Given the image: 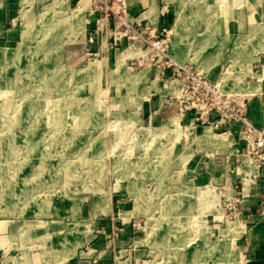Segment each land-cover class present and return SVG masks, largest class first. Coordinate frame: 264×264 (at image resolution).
I'll use <instances>...</instances> for the list:
<instances>
[{
  "label": "rangeland",
  "instance_id": "1",
  "mask_svg": "<svg viewBox=\"0 0 264 264\" xmlns=\"http://www.w3.org/2000/svg\"><path fill=\"white\" fill-rule=\"evenodd\" d=\"M79 1L23 0L0 28V264H254L261 176L204 133L240 141L264 15L241 33L253 0H157L158 27ZM213 160L234 181L203 182Z\"/></svg>",
  "mask_w": 264,
  "mask_h": 264
},
{
  "label": "crops",
  "instance_id": "2",
  "mask_svg": "<svg viewBox=\"0 0 264 264\" xmlns=\"http://www.w3.org/2000/svg\"><path fill=\"white\" fill-rule=\"evenodd\" d=\"M87 1L88 0H85L84 9H82L79 13H88L89 8H87ZM22 2L23 0H8L6 5L0 8V28H23L22 20L15 19V22H12L14 17L17 18L18 13L20 18H22V16H24V13L29 12L28 8L23 12ZM128 2L130 4V14L132 18L136 17L135 19H140L143 21L145 20L146 22L157 24L158 27L169 25L172 18L171 13L167 12L164 15H161L157 0H128ZM253 2V4L249 5L246 9L243 10V13H245L244 21L238 23L237 25L233 24L232 29L236 32L245 33L248 30V27H251V24L256 21L257 17L264 15V0H253ZM261 70H264L263 65L262 68L258 71ZM255 78L258 81L250 83L254 87L253 90L255 91V94H253L248 102L247 112L249 119L256 126L264 127V80H260V78H258L257 76H255ZM228 133L232 134V132L230 131ZM232 135L234 137V143L231 149L226 151H229L228 153L235 154L238 148H244V142L241 140L238 141L236 136L234 134ZM232 151H235V153H232ZM204 167L205 168L201 172L202 174L199 177L203 178V182L207 181V179L210 180V178H213V176L217 178L218 181H223L226 174L232 175L230 180L234 181V178L236 176L234 175L235 172L232 170L231 164L229 162L227 163L225 160H222L220 162L213 160L211 162L205 163ZM243 168L245 170V166ZM263 195L264 174L263 176H261L258 184L254 188H252L251 198H249V202L255 204L258 202L260 196ZM249 234L252 238L249 249L253 257L254 264H264V219L258 226H254V229L250 230Z\"/></svg>",
  "mask_w": 264,
  "mask_h": 264
},
{
  "label": "built area",
  "instance_id": "3",
  "mask_svg": "<svg viewBox=\"0 0 264 264\" xmlns=\"http://www.w3.org/2000/svg\"><path fill=\"white\" fill-rule=\"evenodd\" d=\"M120 1L124 2L125 0ZM239 134L240 140L245 144L244 154L250 157L251 163H254V165H250L248 171H243L244 174L253 175L255 178L263 176L264 127L256 126L244 112H241Z\"/></svg>",
  "mask_w": 264,
  "mask_h": 264
},
{
  "label": "bare ground",
  "instance_id": "4",
  "mask_svg": "<svg viewBox=\"0 0 264 264\" xmlns=\"http://www.w3.org/2000/svg\"><path fill=\"white\" fill-rule=\"evenodd\" d=\"M254 75L257 76L258 78H260V80H262V81L264 80V70L258 71L256 73H254ZM2 113H4V112H2ZM204 136L208 139H212V141H215L217 144H219L222 147L223 150H230L233 143H234L233 135L231 133H228V132L216 135V134H213L210 129H207L204 133ZM199 192H200V195L202 194L203 196H208L210 194L214 195V193H215L212 189H204L203 191H199Z\"/></svg>",
  "mask_w": 264,
  "mask_h": 264
}]
</instances>
